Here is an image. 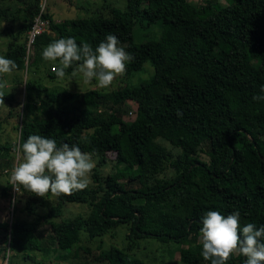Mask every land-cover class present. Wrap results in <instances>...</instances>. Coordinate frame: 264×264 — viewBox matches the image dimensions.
<instances>
[{"label": "trees", "instance_id": "obj_1", "mask_svg": "<svg viewBox=\"0 0 264 264\" xmlns=\"http://www.w3.org/2000/svg\"><path fill=\"white\" fill-rule=\"evenodd\" d=\"M24 4L15 13L10 4H0V26L11 23L0 31V37L12 38L4 57L15 61L13 71L27 68L32 73L22 110L18 94L0 92V106H8L9 117L21 122L17 145L41 135L54 139L57 147L78 145L98 164L84 190L56 196L44 213L34 201L26 207L34 215L31 220L17 216L1 224L9 250L27 260L33 252L58 251L59 259L76 260L70 264H143L135 252L142 239L154 237L180 244L185 264H210L201 255L200 242L207 211L225 216L239 211L241 229L247 223L264 226V101L253 100L264 86V0H205L197 6L189 0H126L124 10L105 4L93 16L61 21L46 8L51 31L38 36L28 64L21 37L40 3ZM139 23L159 24L161 36L136 42ZM110 33L134 57L126 63L127 71H140L151 62V78L108 91L52 90L35 79L49 43L73 37L95 50ZM54 65L59 63L46 72L52 79L57 78ZM21 83L17 76L16 84ZM131 101L136 103L132 121L126 119ZM2 128L0 114V132ZM161 140L180 153L175 155ZM9 149L0 143V156ZM203 151L208 161L201 159ZM109 153L116 170L105 174L101 168ZM8 194L5 189L3 195ZM68 203L88 204L90 211L66 217ZM45 225L49 231L44 234ZM123 225L128 230L124 246L106 245L104 237ZM87 235L103 240L91 242ZM94 243L98 250L92 249ZM245 259L235 253L227 264H244Z\"/></svg>", "mask_w": 264, "mask_h": 264}, {"label": "clouds", "instance_id": "obj_2", "mask_svg": "<svg viewBox=\"0 0 264 264\" xmlns=\"http://www.w3.org/2000/svg\"><path fill=\"white\" fill-rule=\"evenodd\" d=\"M42 58L59 62L52 69L57 78L63 79L65 70L75 65L73 77L79 76L85 83L94 79L101 88L110 86L116 76L125 71L126 63L134 59L111 33L95 50L88 43L78 45L73 37L60 38L43 48ZM15 68V61L0 56V77ZM5 86L6 82L0 83V89ZM260 92L253 100L264 101V86ZM177 115H182L179 109ZM14 151L21 154L10 178L14 190L20 192L22 186L24 191L40 197L49 192L59 197L84 190L95 167L91 156L82 152L78 145L63 143L57 147L54 139L41 135H30ZM240 215L239 211L227 216L219 211L205 213L200 229L201 255L205 261L227 264L231 256L238 253L246 258L244 264H264V226L257 228L255 224L247 223L241 229Z\"/></svg>", "mask_w": 264, "mask_h": 264}, {"label": "rangeland", "instance_id": "obj_3", "mask_svg": "<svg viewBox=\"0 0 264 264\" xmlns=\"http://www.w3.org/2000/svg\"><path fill=\"white\" fill-rule=\"evenodd\" d=\"M29 1V0H25ZM31 1V0H30ZM195 6L201 4L205 0H189ZM223 4H228L232 0H216ZM42 0H39L41 4ZM1 5L11 6V12L15 13L18 9L24 8V0H0ZM111 4L117 6L121 9L126 8V0H47V11L52 14L53 18L56 21H61L65 19H74L81 17H88L102 12L103 5ZM107 10L105 11V13ZM20 17V15H19ZM11 26V23L2 22L0 26V31L2 27ZM14 27H18V22L12 23ZM51 31V30H50ZM50 33V32H49ZM162 34V28L159 24L154 25H143L139 23L134 30V37L136 42H142L150 39H157ZM26 36L21 37V41L26 40ZM10 35H2L0 37V56L4 57V53L7 49L8 42L11 40ZM33 57V52L30 55L31 62ZM59 63L58 61H56ZM52 61L44 60V63L41 64V70L35 75V79H38L42 82L43 85L54 89L67 88L72 91H85L88 89H101V90H114L125 85H137L145 79H149L154 74V68L151 62L145 63V66L140 71H125L116 76L112 84L106 88H101L97 86V82L93 79L89 83H85L81 77H73L71 73H66L63 79L55 78L52 79L49 75H46L47 68L51 66ZM53 69V67H52ZM19 74V75H18ZM31 72L27 68L22 71H12L10 74H4L0 77V83L6 82V86L0 89V92L9 93L11 91L18 94L19 100L21 101V110L22 106L25 103V93H26V81L31 77ZM17 76L22 78L21 84H16ZM33 76V75H32ZM131 108H133L132 113L126 116L127 120H133L135 117L134 110L136 108V103L131 101L129 102ZM9 108L8 106H0V114L3 121V128L0 132V143L5 145H10L9 150H4L0 156V264H70L74 263L76 260L73 257L67 259H59L58 251H53L50 254H43L41 252H33V259H25L21 254H16L14 251L9 250V243L6 240L7 230L1 226V224L11 222L13 217H20L22 219L31 220L34 215H32L27 209L28 204H32L34 201H37L36 208L40 213H44L48 210V207L52 206L56 201V196H53L51 193L46 194L45 197L36 196L33 193H29L23 190V187L20 186V192L14 193L13 185L10 182L11 173L13 167L17 164L18 155H21L14 151V148L17 146L19 140V131L17 126L20 125V119L17 117H9ZM161 142L168 148L170 151L174 152L175 155L180 153V150L173 147L166 141ZM109 160L107 164L104 165L101 169L107 174L116 170V160L114 154H108ZM200 157L203 160L208 161L209 157L206 152H201ZM92 160L97 167L98 161L97 157H92ZM226 160H222L218 165V168L221 169L225 164ZM93 170L89 176V183H92V174ZM134 187H138L139 184H134ZM7 189L8 195L5 197L3 191ZM13 195V196H10ZM20 207L18 211L13 210V207ZM90 207L88 204H79V203H68L64 207V214L66 217H73L78 213H88ZM125 226V225H123ZM43 233L49 231V226L45 225L43 227ZM128 232L126 226H120L118 229L114 230L112 233H109L104 237L105 244L110 242L116 243L119 246H124L125 243V234ZM88 236V235H87ZM89 241H102L100 237L91 238L88 236ZM91 245V244H90ZM98 243H94L92 246L93 250L97 249ZM182 246L174 241L162 242L154 237L144 238L140 241V250L135 252V257L142 260L143 264H185L180 259V252ZM238 254V253H236Z\"/></svg>", "mask_w": 264, "mask_h": 264}, {"label": "built area", "instance_id": "obj_4", "mask_svg": "<svg viewBox=\"0 0 264 264\" xmlns=\"http://www.w3.org/2000/svg\"><path fill=\"white\" fill-rule=\"evenodd\" d=\"M43 5V7H41ZM47 8V0H42L39 8V12L35 15L31 28L27 32L26 38V63L29 62V57L34 50V44L41 34L50 32V22L45 18V11ZM132 113V112H131ZM16 191L14 190L15 194Z\"/></svg>", "mask_w": 264, "mask_h": 264}, {"label": "bare ground", "instance_id": "obj_5", "mask_svg": "<svg viewBox=\"0 0 264 264\" xmlns=\"http://www.w3.org/2000/svg\"><path fill=\"white\" fill-rule=\"evenodd\" d=\"M48 19V18H47ZM49 20V19H48ZM49 22H50V20H49Z\"/></svg>", "mask_w": 264, "mask_h": 264}, {"label": "crops", "instance_id": "obj_6", "mask_svg": "<svg viewBox=\"0 0 264 264\" xmlns=\"http://www.w3.org/2000/svg\"><path fill=\"white\" fill-rule=\"evenodd\" d=\"M0 210H1V208H0ZM1 213V212H0Z\"/></svg>", "mask_w": 264, "mask_h": 264}]
</instances>
